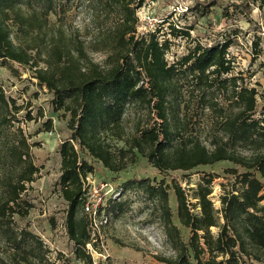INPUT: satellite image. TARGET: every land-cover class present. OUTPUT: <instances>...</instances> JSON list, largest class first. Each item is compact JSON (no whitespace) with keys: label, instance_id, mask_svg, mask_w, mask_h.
<instances>
[{"label":"trees","instance_id":"1","mask_svg":"<svg viewBox=\"0 0 264 264\" xmlns=\"http://www.w3.org/2000/svg\"><path fill=\"white\" fill-rule=\"evenodd\" d=\"M74 1L0 0V60L33 70L36 84L52 93L53 110L68 116L67 137L57 147L58 185L67 204L66 234L75 258L93 264L87 249L94 240L92 224L84 210L90 198L87 176L99 169L119 173L139 155L160 173L218 162L244 169L227 171L234 180L228 189L223 186L219 209L210 199L212 175L202 179L191 197L174 183L179 226L172 220L169 186L163 180L122 183L120 196L141 193L143 211L159 222L170 254L154 255L157 264L264 263V107L256 117L258 91L234 73L228 56L232 41H194L170 63L171 41L161 40V27L139 32L136 12L146 0H76L87 15L84 31L71 33L49 23L50 15L59 20ZM197 6L201 16L233 6L261 30L248 0L230 5L196 0L187 10ZM169 30L173 39L190 37L173 24ZM260 40L253 43V58L260 53ZM98 53L102 62L94 60ZM29 107L18 105L0 87V264H56L42 239L15 222L33 207L25 195L39 174L35 143L22 124L44 114L39 109L33 116ZM130 108L136 115L131 126L126 119ZM43 126L51 130L52 120ZM108 204L114 214L127 212V201L110 199ZM105 208L98 206L97 218ZM180 228L189 230L187 241Z\"/></svg>","mask_w":264,"mask_h":264},{"label":"rangeland","instance_id":"2","mask_svg":"<svg viewBox=\"0 0 264 264\" xmlns=\"http://www.w3.org/2000/svg\"><path fill=\"white\" fill-rule=\"evenodd\" d=\"M196 0H146L141 8V14L149 17L153 28L159 25L165 36L161 40L171 41L170 51L166 54L167 60L172 63L177 57L185 54L188 47L199 41L204 45L222 42L226 39L232 41L228 49V56L234 61V73H241L245 83L255 87L258 91L257 114L258 117L264 107V0H248L251 5V17L258 22L261 30L250 26L245 16L233 6L224 9L211 10L205 16L199 12L202 8L187 10ZM204 1V0H199ZM245 0H222L226 5L240 4ZM68 6H66L67 8ZM87 15L82 6L76 7V0L71 9L61 15L59 20L55 15L49 16L51 25L61 24L67 31L76 33V28L84 31ZM169 24L177 29L189 31V39L181 37L173 39L169 34ZM260 37V53L253 58V43ZM94 60L102 62V54H94ZM33 70L14 63H4L0 60V87L8 97L13 98L18 105L28 107L35 116L40 109L44 117L22 124L25 134L30 137L34 163L39 168L36 180L30 184L25 198L33 205L25 218L15 217L18 228H25L42 239L51 251L50 257L56 264H85L78 261L73 253V243L66 234L65 217L67 204L61 196L58 185L60 176V156L57 147L61 140L67 137L66 124L68 116L63 111H54L51 106L52 93L45 87H39L34 79ZM25 111L19 114L20 119ZM133 108L126 114L129 126L135 121ZM52 120V129L46 131L43 123ZM115 146L123 147L122 142H115ZM244 169L231 162H218L213 165L198 166L191 171L158 172L152 168L145 158L137 155L135 163L129 165L119 173H110L99 169L87 176L86 186L90 200L100 207H107L100 212L96 225L90 228L94 238L87 249L92 257L93 264H157L154 255H169L170 250L164 242V235L159 222L143 211L144 202L141 193L130 192L120 196L121 185L132 178H148L152 183L163 180L169 186V205L172 210V220L179 226L176 219V201L172 190L174 183L188 190L189 197L192 190L210 174L213 176L210 199L216 209L220 208V196L223 186L229 188L234 176L227 171ZM127 201L125 212L122 215L114 214L109 200ZM191 199V198H189ZM194 201V200H192ZM109 205V206H108ZM198 211V208L196 209ZM181 237L188 240L189 230L180 228ZM216 235L218 230L212 228ZM264 264V263H254Z\"/></svg>","mask_w":264,"mask_h":264},{"label":"built area","instance_id":"3","mask_svg":"<svg viewBox=\"0 0 264 264\" xmlns=\"http://www.w3.org/2000/svg\"><path fill=\"white\" fill-rule=\"evenodd\" d=\"M142 8V7H141ZM141 8L137 10L136 15L139 18V20L142 23V26L139 28V32H144L148 30H153L152 28L154 27L153 24L148 25L149 17L145 14H141ZM97 208L98 204L96 202H93L92 200H89L85 204V212L89 215V218L91 219V224L96 225V219H97Z\"/></svg>","mask_w":264,"mask_h":264}]
</instances>
